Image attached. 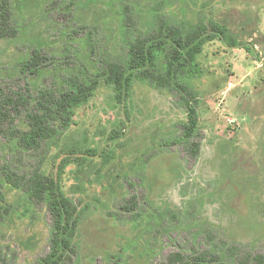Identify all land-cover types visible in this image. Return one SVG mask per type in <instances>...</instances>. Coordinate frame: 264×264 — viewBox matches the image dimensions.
Listing matches in <instances>:
<instances>
[{"label": "rangeland", "instance_id": "374dc122", "mask_svg": "<svg viewBox=\"0 0 264 264\" xmlns=\"http://www.w3.org/2000/svg\"><path fill=\"white\" fill-rule=\"evenodd\" d=\"M160 1L172 25L202 20L215 38L198 55L193 80L200 132L185 137L188 115L168 90L137 80L119 102L101 81L45 155L24 151L13 160L16 144L1 138L0 205L11 214L0 221V249L8 260L36 264L50 251L47 207L1 171L28 173L44 156V174L85 210L77 264H166L172 253L209 248L206 228L264 255V0H11L18 33L0 37V88L36 110L66 75L93 71L88 41L97 33L108 57L132 72L126 13L152 29ZM38 54L47 65H33ZM192 141L201 144L197 158Z\"/></svg>", "mask_w": 264, "mask_h": 264}, {"label": "trees", "instance_id": "16d2710c", "mask_svg": "<svg viewBox=\"0 0 264 264\" xmlns=\"http://www.w3.org/2000/svg\"><path fill=\"white\" fill-rule=\"evenodd\" d=\"M132 1V0H129ZM165 3L156 6L155 27L141 30L138 20L127 11L125 32L127 51L133 65L132 72L111 60L106 52V39L101 33L88 41L93 71L82 68L77 73L66 75L63 86L49 90L36 110L20 94L0 88V139L14 142L15 154L32 152L41 156L47 152V145L58 137L76 115V110L86 105L94 96L101 81L114 90L117 101L129 98L135 81H144L158 90H168L181 104L188 115L182 127L187 139H193L199 129V94L193 80L201 74L197 57L205 45L214 40L209 35L208 25L199 20L194 24L178 22L172 25L164 12ZM0 37L17 35L16 22L12 18L11 0H0ZM231 47L239 46L227 31L219 32ZM217 38V37H216ZM41 55L34 58V66L47 65ZM18 117L25 126L17 124ZM201 144L192 141L189 151L193 158L200 154ZM36 153V154H35ZM21 160V158L19 159ZM45 156L30 172L22 173L12 167L2 168V177L7 183L29 193L37 202L44 204L53 220V233L49 253L36 264H77L79 229L85 218V210L66 197L42 170ZM1 166V165H0ZM1 176V174H0ZM5 203L0 188V204ZM133 209L135 200L130 201ZM132 209V210H133ZM11 214L9 207L0 205V221ZM209 248L193 250L191 256L181 252L169 255L166 264H264V255L255 254L238 243L219 238L210 228L204 230ZM0 264H17L8 260L0 249Z\"/></svg>", "mask_w": 264, "mask_h": 264}]
</instances>
